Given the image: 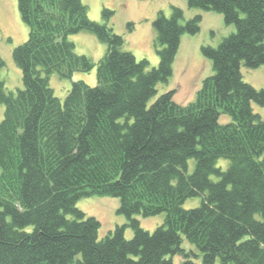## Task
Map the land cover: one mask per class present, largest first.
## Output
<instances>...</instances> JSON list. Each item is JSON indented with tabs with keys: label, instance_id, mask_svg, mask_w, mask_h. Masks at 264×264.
<instances>
[{
	"label": "trees",
	"instance_id": "16d2710c",
	"mask_svg": "<svg viewBox=\"0 0 264 264\" xmlns=\"http://www.w3.org/2000/svg\"><path fill=\"white\" fill-rule=\"evenodd\" d=\"M186 1L221 13L235 31L201 46L213 73L184 105L172 89L152 99L201 15L181 23L177 6L169 17L156 13L159 61L151 67L122 50L123 36L107 22L111 9L98 22L81 0H17L27 38L12 50L22 88L7 91L0 79V264H174L175 255L198 264L183 237L200 264H264V119L251 105L264 106V88L241 72L264 64V0ZM83 30L106 45L96 83L72 81L60 100L51 73L69 78L95 67L68 39ZM221 114L231 120L219 122ZM219 158L229 160L225 169ZM102 195L119 199L127 222L98 238L99 220L76 203ZM199 195V205L183 207ZM159 213L164 221L152 231L134 217Z\"/></svg>",
	"mask_w": 264,
	"mask_h": 264
},
{
	"label": "rangeland",
	"instance_id": "374dc122",
	"mask_svg": "<svg viewBox=\"0 0 264 264\" xmlns=\"http://www.w3.org/2000/svg\"><path fill=\"white\" fill-rule=\"evenodd\" d=\"M87 7L88 17L91 20L103 22L101 10L103 7L111 9L113 14L109 18L108 25L113 31L123 36L124 44L122 50L130 51L137 60L146 58L150 66L158 65L156 53L155 31L152 25L153 19L158 11H162L166 17L170 16L171 6H177L183 11V23L186 19L196 14L201 15L200 29L195 34L183 33L180 38L179 48L172 64V74L167 82H161L157 86V94L174 90L173 99L179 104H187L194 100L202 80L213 73L211 61L201 53V46H216L223 37L235 31L234 25L224 23L221 13L212 10L188 7L186 0H81ZM27 38V27L21 21L17 0H0V57L4 61L0 68V79L4 82L7 91L15 92L22 88L21 71L12 59L13 48ZM74 43L75 52L85 54L94 63L88 72L76 71L69 78H62L56 72L49 75V85L54 94L63 100L71 87V82L83 80L89 85L96 83V63L100 60L106 50L105 43L101 42L92 32L83 30L68 36ZM243 80L257 89L264 88V64L251 68L241 67ZM151 100V101H152ZM253 111L264 119V106L254 102L251 103ZM4 105L0 104V120L3 117ZM231 119L228 115L221 114L219 122L226 123ZM264 155V153H263ZM229 164L226 158H219L216 165L225 169ZM195 165L194 158L187 160V172L190 173ZM216 180V176H211ZM201 196L191 197L184 201V208L199 205ZM77 208L87 215L96 217L100 222L98 238L105 236L116 226L127 222L124 215L117 212L119 199L112 196H89L82 197L76 203ZM140 225L152 231L164 221V213L143 217L134 216ZM258 217V216H257ZM126 238L132 237V230L126 227L124 230ZM181 246L190 252V258L200 264V252L195 245L189 243L184 237ZM192 252V253H191ZM198 254V256H195ZM184 257L175 255L172 257L174 264H180Z\"/></svg>",
	"mask_w": 264,
	"mask_h": 264
}]
</instances>
